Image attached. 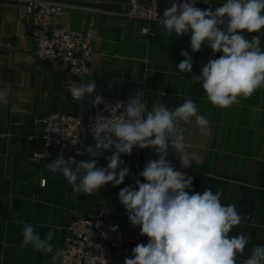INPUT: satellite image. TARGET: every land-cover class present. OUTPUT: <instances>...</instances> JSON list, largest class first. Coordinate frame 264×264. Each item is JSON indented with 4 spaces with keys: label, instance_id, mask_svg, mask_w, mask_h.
<instances>
[{
    "label": "crops",
    "instance_id": "0c3cea01",
    "mask_svg": "<svg viewBox=\"0 0 264 264\" xmlns=\"http://www.w3.org/2000/svg\"><path fill=\"white\" fill-rule=\"evenodd\" d=\"M48 1L92 9H68L53 25L76 30L91 25L96 54L87 78L38 62L31 41L32 18L25 6L0 0V93L4 94L0 98V264H52V255L64 247L65 220L73 214L95 215L105 208L117 218L128 220L118 193L123 187H135L137 179L144 182L139 173L149 160L158 159L155 149L134 148L130 156L121 155V167L129 168L123 184H107L91 195L74 196L63 175L47 169L52 161L31 158L32 153L43 149L37 119L60 112L85 115L86 109L71 98L68 89L92 80L104 96L126 91L135 95L138 89L143 90L148 110L158 104L174 109L191 99L209 120V127L201 131L194 118L181 122L190 166L181 168L179 154L172 149L168 159L177 170L192 177L188 191H219L221 203L235 204L244 217L230 233H243L250 240L243 254H238L237 264L250 256L253 245H264V87L228 108L216 107L208 101L202 82L191 81L211 56L216 59L222 55H214L206 42L201 51L193 53L190 33L169 36L157 23L117 15L127 10L129 0ZM207 1L213 10L226 2ZM242 34L251 41V34ZM260 46L264 49V38ZM182 51H188L193 59L191 73L178 70L184 59ZM31 135L34 140L28 139ZM94 144L90 136L88 146ZM111 154L101 151L97 166L106 167ZM82 159H89L87 152L72 166ZM13 213H18L24 223L10 222ZM24 224L33 225L42 238L53 231L52 254L34 251L31 245L19 247Z\"/></svg>",
    "mask_w": 264,
    "mask_h": 264
},
{
    "label": "clouds",
    "instance_id": "9594fccd",
    "mask_svg": "<svg viewBox=\"0 0 264 264\" xmlns=\"http://www.w3.org/2000/svg\"><path fill=\"white\" fill-rule=\"evenodd\" d=\"M159 22L169 36L190 33L193 53L201 51L205 42L214 55L222 53L191 78L193 83L202 82L206 97L214 106L228 108L264 87L260 35L249 41L242 34L261 33L264 29V0H226L215 10L196 7V0L180 3L172 0ZM148 32L146 29L145 33ZM181 55L184 59L178 70L191 73L192 57L188 51H182ZM68 93L80 102L97 93L91 101L93 108L105 103L94 80L73 85ZM3 95L0 93V98ZM108 109L110 115L97 113L91 118L95 144L85 149L88 160L82 159L73 167L61 152L46 167L51 173L63 175L74 196L91 195L107 184L113 187L123 184L129 168L121 167L124 164L121 155L130 156L134 148L155 149L158 159L149 160L139 173L144 182L137 179L135 187H123L118 193L130 224L139 226L140 235L148 238L147 244H137L132 249L133 258H125L124 264H237L238 254H243L250 240L243 233H230L242 224L244 217L235 204L221 203L219 191H188L192 177L177 170L168 159L172 149L179 154L181 168L190 166L181 122L188 123L194 118L201 131L209 127V120L199 113L196 104L186 99L174 109L158 104L148 110L144 91L138 89L126 104L118 102ZM106 150L112 152L107 157V166L98 167L97 158ZM10 222L24 223L18 213L12 214ZM117 228L113 226L110 230L115 232ZM21 236L19 247L31 245L34 251L53 253V231L49 230L42 238L33 225L24 224ZM101 236L106 237V233ZM63 256L64 252L57 250L52 255V264H58ZM240 264H264V245H253L250 256Z\"/></svg>",
    "mask_w": 264,
    "mask_h": 264
},
{
    "label": "built area",
    "instance_id": "2783aa9c",
    "mask_svg": "<svg viewBox=\"0 0 264 264\" xmlns=\"http://www.w3.org/2000/svg\"><path fill=\"white\" fill-rule=\"evenodd\" d=\"M14 1L23 4L32 18L31 41L37 61L62 67L77 77H89L91 63L96 54L92 26L84 30L66 29L54 26L53 21L63 17L68 9H92L48 0ZM176 2L180 3L182 0ZM171 3L172 0H155V4L153 0H129L127 10L116 14L127 20L157 23L163 27L159 19H162L163 11L170 7ZM196 7L213 9L212 3L207 0H196ZM247 34L260 35L261 41L264 38V31ZM95 95L86 96L81 102L77 101L86 109L85 115L60 112L37 119L42 128L43 149L32 153L33 160L54 161L58 154L63 152L65 159H68L71 165L75 164L86 154L85 149L92 132L91 118L97 113L110 115L108 108L118 102L126 104L128 99L134 96L129 91L114 96L102 95L105 103L93 108L91 101ZM28 139L34 140L35 136L31 135ZM41 184L45 185V180H42ZM113 226H118L117 231L110 230ZM64 227L66 238L62 249L64 256L61 257L60 264H124L125 258H133L132 249L137 244L148 243V238L140 235L139 226L133 227L129 220H121L105 208L95 215L73 214L65 220ZM101 233H106V237H102Z\"/></svg>",
    "mask_w": 264,
    "mask_h": 264
}]
</instances>
